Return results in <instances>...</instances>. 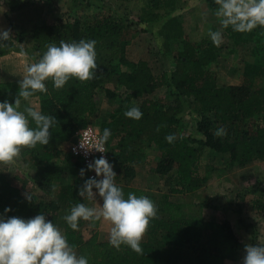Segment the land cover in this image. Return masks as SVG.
<instances>
[{
  "label": "trees",
  "instance_id": "trees-1",
  "mask_svg": "<svg viewBox=\"0 0 264 264\" xmlns=\"http://www.w3.org/2000/svg\"><path fill=\"white\" fill-rule=\"evenodd\" d=\"M180 1L148 0L150 11L145 13V21L159 20L161 12H172ZM206 2L210 9L217 10L215 0ZM155 11L157 13H152ZM10 27L15 29L13 24ZM263 30L264 27L259 26L246 33L235 32L231 26L224 29V36L233 43L232 49L242 46L251 58L245 62L243 84L219 85L217 74L210 66L221 57L222 45L215 46L208 35L200 41L191 40L180 17L168 19L159 30L167 53L174 60L172 71L162 75H155L147 61L135 62L128 58L127 27L109 14L87 21L73 19L36 25L33 30L36 62L51 43L59 46L61 40L94 39L97 68L89 80L72 78L61 89L54 88L49 79L45 82L47 91H38L30 98L38 99L39 111L54 116L57 121L50 129L48 145L25 147L21 151L25 162L35 169L38 188L49 200L32 197L28 201L0 171V214L23 219L44 214L46 220L63 230L77 255L86 256L89 264H185V261L186 264H230L235 261L242 245L231 223L189 215L184 211V204L172 201L171 195L192 194L207 185L210 177L207 170L203 171L206 156L227 154L230 168L264 161V83L259 87L253 85L256 79L264 82ZM22 42L21 35L14 32L3 41L0 57L13 52L25 54L26 49L19 44ZM171 43L178 46L175 51L170 49ZM164 87L169 88L173 100L147 98ZM18 93L19 82L0 83V102L14 104ZM101 95L112 104L122 98L109 119L95 125L101 134L104 128L111 129L106 146L117 174L116 183L126 198L130 192L146 195L158 209L144 234L147 240L141 241L142 253L126 245L117 249L109 241L101 242L97 232L100 220L81 219L78 230H72L64 217L73 205L80 203L79 186L69 183L62 185L59 193L55 192L56 160L62 157L65 145L74 141L82 128L94 123L99 113L96 99ZM140 98L144 100L138 105L134 101ZM182 98L194 101L200 138L181 127L185 111ZM131 107H139L143 113L141 119L124 115ZM30 125L35 126L31 121ZM219 128L225 129L227 134L216 136ZM168 135L175 136L172 143L165 139ZM153 146L161 154L155 173L166 176L175 172L169 194H155L130 185L137 165ZM260 191L262 194L252 200V209L264 213V190ZM6 208L11 211L5 213ZM86 227L94 231L88 238L84 234Z\"/></svg>",
  "mask_w": 264,
  "mask_h": 264
},
{
  "label": "rangeland",
  "instance_id": "rangeland-1",
  "mask_svg": "<svg viewBox=\"0 0 264 264\" xmlns=\"http://www.w3.org/2000/svg\"><path fill=\"white\" fill-rule=\"evenodd\" d=\"M149 11L148 0H0V31L8 30L10 36H13L14 32L20 34L23 42L19 44L26 49L25 54L13 52L8 57H0V72L6 70L5 78H7L11 71V76L19 78L21 74L25 75L24 71L28 64L36 62L33 41V30L36 25L67 22L73 19L87 21L97 15L109 14L127 27V38L130 43L127 54L130 60L135 62L147 61L155 75L170 73L174 67V60L172 55L167 53L164 39L159 36V30L164 22L176 16L180 17L186 35L193 41H200L208 35L209 30H214V28L222 32L223 42L221 45L223 50L221 57L210 68L217 74L219 85L243 84L245 62L250 60L251 56L242 46L232 49L233 43L224 36L225 28L221 26L219 18L215 16L216 10L210 9L206 0H182L172 12H161L162 18L155 22L145 21V13L148 14ZM11 24L15 27L14 30H11ZM262 36L264 41V30ZM177 47L174 43L170 45L172 51H175ZM263 83V80L256 79L253 85L259 87ZM147 98L163 101L173 100L167 87L161 88ZM121 100L122 98L112 104L106 102L105 99L102 101L100 98L98 104L101 110L91 125L95 126L108 120L119 107ZM143 100L144 98H140L134 102L140 105ZM182 100L185 111L181 116L183 119L181 127L188 134L200 138L201 136L196 130L198 113L195 110L194 101L187 98H182ZM26 106L41 108L38 99L21 102L20 110L22 111ZM160 156L157 147L153 146L147 149L146 164L144 163L145 167L143 168H146V176L150 179V183L143 177L139 180L140 187L148 188L147 191L155 194L170 192L175 174L174 171L166 176L155 173ZM25 161L20 152L13 160L0 162V171L6 174L25 196H32L37 200L44 197L49 200L36 184L35 169ZM228 161L229 155L227 154L206 156L203 160V171L206 173L207 170L210 177L209 181L212 180V183L221 182L222 184V186L214 188L215 192L213 193L218 197L216 200L213 199L212 203L203 201L204 198H208L206 194L202 196V199L197 197L195 200L186 195H171V200L175 203L183 202L184 211L187 214L203 216L204 218L205 214L214 215L211 207L216 206L214 208L220 210L221 213H216L217 216L212 219L230 222L242 245L236 260L230 264H243L246 245L264 246V224L261 221L264 218V213H258L252 209V200L262 194L260 190H264V175L262 174L264 167L258 165L253 171L243 175L237 173L239 172L237 166L230 168ZM55 164L57 173L56 193H59L63 184L70 183L79 186L80 189L87 179L93 178L79 161L70 157L68 146H65L62 157L57 159ZM81 169L86 170L84 176L80 175ZM142 174L144 175L145 171H142ZM261 174L263 177L257 179L256 176H262ZM217 178L221 180H217ZM145 182L149 185H146ZM186 198H189L188 201ZM80 200L88 206L99 208L95 204L96 198L95 200H86L80 197ZM214 203L216 205H213ZM111 227L109 221L104 220L103 225L100 224L97 232H99L101 242L109 241ZM61 231L63 232V230ZM93 233L92 228L86 227L84 230L87 238ZM146 240L147 237L143 236L142 241ZM185 262L187 263V261Z\"/></svg>",
  "mask_w": 264,
  "mask_h": 264
},
{
  "label": "clouds",
  "instance_id": "clouds-1",
  "mask_svg": "<svg viewBox=\"0 0 264 264\" xmlns=\"http://www.w3.org/2000/svg\"><path fill=\"white\" fill-rule=\"evenodd\" d=\"M215 3L218 5L215 16L223 28L231 26L235 32L246 33L258 26L264 27V0H215ZM208 36L217 47L223 42L219 30H209ZM9 38L8 30L0 31V47ZM96 43L94 39H81L78 42L61 40L59 46L51 43L38 62L25 68L14 104L0 102V161L13 160L22 148L49 144L50 129L57 123L55 117L42 114L34 106H26L21 111V102L29 101L38 91L46 92L45 82L49 78L56 89L63 88L72 78L80 81L92 78L97 68ZM124 115L139 120L143 113L139 107H131ZM226 134L223 128L215 132L216 136ZM111 135V129L104 128L92 149L104 153V146ZM165 139L172 143L175 136L168 135ZM87 170L94 171L96 176L85 181L79 189V196L95 200L98 194L103 204L99 208L84 202L73 205L70 213L64 217L67 225L75 231L81 219L109 221L112 225L109 234L111 246L119 249L126 245L136 253H142V238L150 220L157 216L158 209L154 201L146 195L137 196L131 192L126 198L123 189L116 183L114 165L105 156L94 159L88 164ZM85 172V169H81L80 175L84 176ZM25 198L32 200V196ZM10 211L11 208L4 210L5 213ZM244 251L243 264H264V246L246 245ZM0 264H89V259L77 255L60 228L46 220L44 214L30 219L17 216L6 218L0 214Z\"/></svg>",
  "mask_w": 264,
  "mask_h": 264
},
{
  "label": "crops",
  "instance_id": "crops-1",
  "mask_svg": "<svg viewBox=\"0 0 264 264\" xmlns=\"http://www.w3.org/2000/svg\"><path fill=\"white\" fill-rule=\"evenodd\" d=\"M8 56H10V55H7V57ZM28 65H30V64H28ZM12 70V69H11ZM7 71L5 70V71H2V72H0V83H2V82H7V81H16V82H19L20 80H22V78H23V76L24 75H20L19 76V78H15V77H13V76H11L12 74H11V71L9 72L10 74H9V76L7 77V78H5V73H6ZM25 72V71H24ZM24 72H23V74H24ZM49 79H51V78H49ZM101 98V100L102 101H104V96L103 95H101L100 97H98L97 99H96V103H97V106H98V109H99V112H100V110H101V108L99 107V104H98V100ZM31 99H29V101H30ZM22 102H25V101H22ZM41 108H39V109H37V110H40ZM70 143L71 142H69V143H67L65 146L67 147L68 146V149H69V145H70ZM146 158L147 157H145L138 165H137V167H136V176H135V178L131 181V183H130V185L132 186V187H135V188H139V189H148V188H143V187H140L139 186V180L141 179V177H143L147 182H149L150 183V179L146 176V168H143V167H145L144 166V163L146 164ZM260 166V167H264V161H259V162H254V163H251V164H249V165H247L245 168H239V172H237V173H239V174H243V175H245V174H247L248 172H251V171H253V169L254 168H256L257 166ZM142 171H145V174L143 175L142 174ZM244 172V173H243ZM262 174L264 175V172H262ZM261 174V175H262ZM263 175L262 176H256L257 177V179H259V178H262L263 177ZM251 175L249 174V177H250ZM218 179H220V178H217V180ZM221 180V179H220ZM212 181V180H211ZM211 181H209L210 183L209 184H207L205 187H203L202 189H200L199 191H197V192H194V193H192V194H185L187 197H189V198H193L194 200H195V198H197L198 197V199H202V196H204L205 194L208 196V198H204L203 199V201H208L207 203H212V201H213V199H215L216 200V198L218 197V196H216V195H214V193L213 192H215V190H214V188L215 187H217V186H222V184H221V182H218V183H212ZM264 181V180H263ZM147 182H145V184L146 185H149V183H147ZM55 184V183H54ZM63 185H65V184H63ZM151 186V185H150ZM94 192H96V190H93ZM162 194H164V193H162ZM167 194H169V192L167 193ZM213 194V195H212ZM215 196V197H214ZM95 198L97 199V201H96V205L98 206V207H100V205H102L103 204V200H102V198L101 197H99V195L97 194L96 196H95ZM189 198H186V201H188V199ZM230 200V199H229ZM80 202H82L81 200H80ZM183 203V202H182ZM184 204V203H183ZM213 205H216V203H214ZM209 206H211V205H209ZM214 207H216V206H214ZM212 208L211 207V209H213L212 210V213H214V215H206L205 214V218L206 219H212V218H214L215 216H217L216 215V213H221V211L220 210H217V209H215V208ZM262 221V223L264 224V218H263V220H261ZM103 222H104V220L103 219H101L100 220V224L101 225H103Z\"/></svg>",
  "mask_w": 264,
  "mask_h": 264
},
{
  "label": "built area",
  "instance_id": "built-area-1",
  "mask_svg": "<svg viewBox=\"0 0 264 264\" xmlns=\"http://www.w3.org/2000/svg\"><path fill=\"white\" fill-rule=\"evenodd\" d=\"M99 135H101V131L97 126L88 125L78 132L74 141L69 145L68 152L71 158L80 161L86 170L88 164L94 162V159L99 158L100 156H105L110 162L109 151L106 144L104 146V153H99L95 151V149H92L95 146V140L98 139ZM81 143L83 144V147H81ZM87 171L90 176H96L94 171ZM97 178L99 179L102 177Z\"/></svg>",
  "mask_w": 264,
  "mask_h": 264
}]
</instances>
